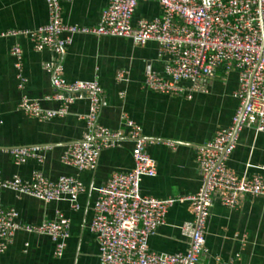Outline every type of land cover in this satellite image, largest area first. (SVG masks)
I'll return each mask as SVG.
<instances>
[{"label": "crops", "instance_id": "crops-1", "mask_svg": "<svg viewBox=\"0 0 264 264\" xmlns=\"http://www.w3.org/2000/svg\"><path fill=\"white\" fill-rule=\"evenodd\" d=\"M111 0L63 1V19L70 25H98ZM163 7L157 0H138L134 23L140 19L161 17ZM45 0H0V166L5 179L19 177L30 181L36 172L57 180L62 175L79 178L85 192L79 197V209L67 201L44 202L4 189L3 206L16 209L22 226L38 224L64 213L71 222V237L62 257L54 253L48 236L30 234L21 229L8 249L0 253V264H100L99 244L89 226L93 220L95 191L115 172H128L134 167L133 143L124 140L118 146L101 152L95 170H79L66 165L62 158L68 148L80 142L87 133L82 119L89 111V101L81 99L70 106L65 117L35 119L19 109L24 97L41 100L46 109L59 108L55 101H45L54 89L43 65L54 59L48 50L37 51L28 37L9 36L11 30H36L49 22ZM20 45L22 73L27 80L23 88L17 78L13 46ZM160 46L150 42L135 45L131 40L113 36L77 34L65 50L64 80L98 79L104 89L99 123L111 130L123 127L122 117L136 121L149 140L148 153L155 160L157 174L141 182L144 195L166 199L194 195L203 186V176L196 159V148L213 139L217 130L231 126L241 101L234 94L239 76L234 70H219L209 81L207 93L170 96L147 89V72L164 73L166 57ZM125 70L119 81L117 74ZM188 87V83L184 84ZM42 146L44 161L30 160L17 165L7 153L15 147ZM228 167L239 177H264V135L242 128L236 148L230 154ZM194 220L190 203L176 202L168 211L167 223L150 238V248L159 253H185L189 240L180 226ZM207 252L199 264H264V198L245 199L237 209L223 206L218 200L211 208L205 228ZM1 244V239H0Z\"/></svg>", "mask_w": 264, "mask_h": 264}, {"label": "built area", "instance_id": "built-area-1", "mask_svg": "<svg viewBox=\"0 0 264 264\" xmlns=\"http://www.w3.org/2000/svg\"><path fill=\"white\" fill-rule=\"evenodd\" d=\"M63 1L45 0L49 22L36 30H11L9 36L28 37L37 51L48 50L54 59L43 69L50 75L54 93L45 101H55L59 108L46 109L42 101L24 97L19 109L38 120L65 117L70 106L81 99L89 101V111L83 116L87 126L84 138L71 145L62 160L79 170H95L102 151L118 146L124 140L133 143L134 167L128 172H115L104 185L95 189L94 217L89 226L99 244L100 264H199L207 252L205 228L214 202L237 209L247 198H264V177H239L227 161L236 148L242 128L264 135V0H157L163 7L161 17L140 19L134 23L138 0H111L95 26L70 25L63 19ZM77 34L113 36L145 46L156 42L160 56L168 60L164 73L149 71L144 86L152 91L170 95L207 93L209 81L219 70L236 71L239 86L234 96L241 107L229 127L217 130L212 140L196 148V159L203 176V186L194 195L182 198H156L144 195L141 182L155 177L157 165L149 155V140L143 128L132 118L122 117L123 127L111 130L99 123L104 89L98 79L64 80L65 50ZM16 59L20 88L26 79L22 73L23 51L16 44L11 50ZM125 70L117 79L124 80ZM188 83V87L184 84ZM246 104V105H245ZM3 121L0 117V129ZM42 146L15 147L7 153L17 165L30 160L44 161ZM260 169L264 170V167ZM9 189L44 202L67 201L79 209V197L85 186L76 176L62 175L57 180L36 172L30 181L19 177L5 179L0 166V193ZM179 201L190 203L194 220L180 226L189 240L185 253H159L150 248V238L166 225L169 209ZM16 209L3 206L0 197V253L5 252L19 230L48 236L54 253L62 257L71 237V222L64 213L38 224L22 226Z\"/></svg>", "mask_w": 264, "mask_h": 264}, {"label": "water", "instance_id": "water-1", "mask_svg": "<svg viewBox=\"0 0 264 264\" xmlns=\"http://www.w3.org/2000/svg\"><path fill=\"white\" fill-rule=\"evenodd\" d=\"M246 105V104H245Z\"/></svg>", "mask_w": 264, "mask_h": 264}]
</instances>
